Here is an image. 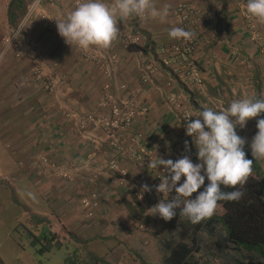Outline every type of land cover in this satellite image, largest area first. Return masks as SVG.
<instances>
[{
    "label": "crops",
    "instance_id": "0c3cea01",
    "mask_svg": "<svg viewBox=\"0 0 264 264\" xmlns=\"http://www.w3.org/2000/svg\"><path fill=\"white\" fill-rule=\"evenodd\" d=\"M8 1L0 0V38L4 32L12 30V33L16 28L19 29L18 40L22 38L21 33L32 41L42 34V22L33 18L37 12L26 14L17 27L9 25ZM107 2L111 5L115 0ZM153 2L160 9L170 6L169 15L163 21L146 15L117 17L121 31L128 33L134 29L147 37L143 49L128 52L115 40L107 49L93 46L86 50L102 59L108 75L82 60L78 51L58 34L41 46H33L31 42L29 48L24 44L28 55H39L44 75L56 84L57 92L53 96L36 89L29 81L26 61L10 59V54L0 60V179L16 191L15 184L19 182L21 194L32 196V211L28 217L37 215L46 223L45 240L65 236L67 243L76 249L82 247L79 242L94 245L87 250L104 257V264H151L155 255L158 258L163 255L164 263L168 245L180 239L181 215L178 208L177 215L165 221L149 212L159 202L133 196L135 192L147 195L143 185L151 188L154 173L162 165L142 168L120 159L119 166L128 173L127 183L124 187L112 185L113 174L108 162L113 159V153L105 138L94 127L88 128L86 133L78 128L79 120L98 113L103 94L107 92L115 100L129 95L134 108H147V113L139 112L127 133L120 134V140L127 143L129 136L136 137V149L148 156L151 163L158 158L167 160L180 150L185 139L184 124L168 103L170 95L186 107L194 120L199 110L214 109L212 101H222L227 107L242 98H264V22L256 20V40L252 41L242 17L237 16L233 0ZM56 3L42 0L41 11L60 19L76 8L71 0ZM183 4L197 14L199 37L193 59L202 76L199 87L186 86L170 76L169 68L167 72L160 66L164 58L159 52L177 43L168 33L180 27L176 10ZM153 61L160 71L149 83L141 85L138 81L141 69L145 63ZM122 85L126 91L121 90ZM63 112H70L73 117L67 119ZM259 119L264 118L261 115ZM256 124L254 118L249 120L248 132L257 133ZM237 134L246 141V154L254 158L245 132ZM197 152L195 148L193 163L200 162ZM255 161L260 167L264 166V159ZM60 173L71 180L59 178ZM92 194H97L98 207L93 218L87 219L81 201ZM140 225L144 226L143 231L138 229ZM31 233L28 234L32 236ZM200 235L207 238L203 231L198 237ZM107 240L116 243L117 248L103 252ZM218 240L214 236L207 244Z\"/></svg>",
    "mask_w": 264,
    "mask_h": 264
},
{
    "label": "clouds",
    "instance_id": "9594fccd",
    "mask_svg": "<svg viewBox=\"0 0 264 264\" xmlns=\"http://www.w3.org/2000/svg\"><path fill=\"white\" fill-rule=\"evenodd\" d=\"M32 3L27 10L29 16L34 13L30 14L29 12ZM169 9L170 6H165L162 9L157 8L153 0H115V3L111 5L107 0H81L74 10L56 20L58 31L51 32L47 30L48 33L58 34L63 37L65 42L73 46L75 50L77 49L74 45L82 50H87L93 46L107 49L118 38L120 32L117 17L128 19L134 16L146 15L152 19L163 21L169 15ZM245 10L248 15L257 21L264 22V0H247ZM41 12L45 14V12ZM131 31L135 35H140L146 42L145 38L147 39V37L144 38L141 34L134 32V29ZM168 35L170 38L177 40H189L194 34L184 28L174 27L170 29ZM149 50L151 51L152 48ZM78 53L81 58L79 51ZM159 53L163 56V61L166 63L167 57L161 52ZM193 56L194 54L192 58ZM32 60H37L38 64L41 62L40 58L31 56L28 61L32 66ZM153 63L156 65L154 61ZM41 73L44 80L53 82L55 87L53 94L43 91L37 83L31 82L32 79L29 81L43 93L51 96L55 95L57 88L53 79L44 75V72ZM63 113L65 115L67 113L71 114L70 112ZM261 114H264V98L256 96L234 100L226 108L220 110L213 108L199 110L195 116L197 119L188 122L185 130L186 135L193 138L195 148L198 149L197 159L200 162L193 163L192 161L195 153L194 147V153L191 158L185 155L176 161L158 158L155 162H152L150 167L158 168V166L162 165L168 175H163L161 183L155 188L157 193L164 195V199L149 209V212L152 215H159L165 221H171L177 215L176 209L179 208L180 215L186 217L191 223L197 224L205 218L211 217L214 211L218 215L223 213V208L218 205V202L239 201L244 195L243 191L237 189L231 192H224L221 190V186L237 188L239 185L243 187L253 171L254 160L246 158L247 154L244 151L246 141L237 134L236 130L237 126L241 129L247 127V122L253 118L255 122L257 121L258 132L253 133L256 135L253 137L251 145H249L251 146L254 159H264V119H259ZM90 127L94 126H89L88 128ZM185 148L190 151L187 141H185ZM114 174L113 178L116 177V174ZM182 179L184 181L180 183ZM206 180L209 182L207 185L205 184ZM178 184L179 186H177ZM201 188H203L202 191H200ZM151 190L148 185H143L144 192H150ZM173 191L177 195L173 199L168 200V195ZM193 193L195 194L193 195ZM140 227L141 230H144L143 225L138 228ZM48 242H51L50 246L55 245L50 239L45 242V246L49 245H46Z\"/></svg>",
    "mask_w": 264,
    "mask_h": 264
},
{
    "label": "built area",
    "instance_id": "2783aa9c",
    "mask_svg": "<svg viewBox=\"0 0 264 264\" xmlns=\"http://www.w3.org/2000/svg\"><path fill=\"white\" fill-rule=\"evenodd\" d=\"M42 0H35L29 8L30 14L33 13L37 8H39V4ZM52 4H57V0H49ZM72 5L76 7L81 0H71ZM235 2V6L237 8V16H241L243 19V25L246 29V32L250 35V39L252 41L256 40L255 32V24L256 19L251 17L244 12L246 7V2L244 0H233ZM41 19L45 22L46 28L55 32L57 30V19H50L44 13L40 12ZM176 16L180 23V27L184 28L187 31H191L194 35L189 40L180 39L177 40V43L173 45V47L169 49H162L160 52L167 57L166 65L169 68H173L181 82H184L191 86H201L202 78L199 71V68L195 64L192 55L194 54V49L198 40V21L196 19L197 14L191 9L188 5L183 4L176 10ZM199 19V18H198ZM19 34V29L13 32L12 36L6 38L4 40L5 52L9 49L14 51L16 57L21 58L24 54V46L17 40V36ZM116 41L122 46L125 51L133 52L141 50L144 47V39L140 35H135L132 31L125 33L120 30L118 38ZM75 48L80 52L81 58L91 63L93 66L100 68L103 70L104 74L108 75V72L104 69V64L101 58L97 55L88 52L86 50H82L74 45ZM32 77L34 83H37L43 91L48 92L49 94H53L55 92V87L52 81L44 80L41 70L38 68V61L32 60ZM158 68L153 62H147L144 64V67L141 69L139 83L147 84L151 81L152 77L158 74ZM122 91H126V87L124 85L121 86ZM168 103L171 106V109L177 115L181 122L184 124V128L186 129V125L188 122L194 120L190 115V112L184 107L180 105L177 98L174 95H170L168 99ZM215 110H220L222 108H226V104L222 101L211 102ZM98 113L89 114L83 119L79 121V130L83 133H86V130L89 126H94L101 134L106 138V143L110 151L113 153V159L109 162V169L115 172L116 177L112 180V185L114 187L125 186L127 183L128 173L125 169L119 166V161L126 160L129 161L134 166H139L142 168L148 167L150 168L151 160L148 156L142 154L140 151L136 149V137L132 135L129 136V141L127 143H122L120 140V134L127 133L135 119V117L141 113H147V108L136 109L130 104L129 95H125L118 100L105 92L99 102L98 105ZM67 118H72V114L67 113ZM237 132L243 131L246 133L248 144L251 145L252 139L256 134L248 132L247 127L241 129L237 126ZM186 132V130H185ZM185 141L188 142V146L190 151L185 148ZM195 143L193 138L185 134V139L181 143L180 150L172 153L167 159H171L176 161L183 156L187 155L190 158L193 156ZM44 162H47L45 159ZM163 175H168L164 167H162L159 171H156L153 176L151 191L144 195L142 192H135L134 197L139 200H150L154 202H160V200L164 199V195L162 193H157L155 188L161 183V177ZM59 178L70 181L71 177L64 175L62 173L57 175ZM185 179V178H184ZM184 179L181 180L180 183H183ZM179 186V184L177 185ZM122 187V188H123ZM195 193H193L194 195ZM177 194L175 191L168 195V198L173 199ZM193 197V196H192ZM183 200V198H182ZM81 205L85 210L86 218L91 219L94 216V211L98 207V197L97 194H92L88 198H85L81 201ZM141 229V227L139 228ZM54 244V243H53Z\"/></svg>",
    "mask_w": 264,
    "mask_h": 264
},
{
    "label": "trees",
    "instance_id": "16d2710c",
    "mask_svg": "<svg viewBox=\"0 0 264 264\" xmlns=\"http://www.w3.org/2000/svg\"><path fill=\"white\" fill-rule=\"evenodd\" d=\"M33 0H10L8 5L7 20L9 25L17 27L26 15L29 5ZM164 71L168 70L165 61L160 62ZM159 68V66H158ZM170 76L180 80L173 68H169ZM160 71V68H159ZM187 86V85H186ZM187 87H184L186 89ZM264 118V114H261ZM248 159H253V171L247 182L237 188L221 186L224 192L237 189L243 191L244 195L239 201H220L218 205L223 208V213H215L197 224L191 223L181 215L179 219V237L177 243H170L167 249V257L164 264H200L195 255L201 251L198 234L203 231L212 239L214 236L219 240L210 241L206 249L210 255L223 257L225 264H264V173L260 165L247 154ZM111 171V170H110ZM113 173V171H111ZM115 175V174H114ZM33 238L35 234L31 233ZM44 238V237H43ZM38 239L41 247L39 251L46 250L44 242L48 240ZM56 240V239H55ZM55 240L51 241L55 244ZM51 242L46 243L50 246ZM56 246V245H55ZM52 246L55 249L60 247ZM80 264H104L105 258L91 253L87 249L74 255ZM1 264V263H0ZM140 264H145L140 262Z\"/></svg>",
    "mask_w": 264,
    "mask_h": 264
},
{
    "label": "rangeland",
    "instance_id": "374dc122",
    "mask_svg": "<svg viewBox=\"0 0 264 264\" xmlns=\"http://www.w3.org/2000/svg\"><path fill=\"white\" fill-rule=\"evenodd\" d=\"M10 1V0H9ZM8 1V2H9ZM37 12L36 16L38 22H42L44 26V30L42 34L35 36L34 40H29L27 35L21 33L20 40H18L23 46L24 44L30 48V43L32 42L33 46L43 45L46 42H49L53 36L57 34L48 33L46 25L44 21L40 17L41 8H37L34 13ZM28 14V11L26 12ZM46 14V13H45ZM32 15V14H31ZM47 16V14H46ZM50 19H58V17ZM31 18V20L33 19ZM26 22V21H25ZM41 24V25H42ZM12 31V30H11ZM4 32L0 38V60L4 58H8L6 55L10 54L11 58L15 61H26L28 64V76L29 80L32 77V65L29 63L28 58L33 56L32 54H27L24 49L23 57L18 58L15 56L14 51L9 49L5 52V45L4 40L12 36L13 32ZM60 36V35H59ZM18 39V36H17ZM31 39V38H30ZM39 58V55H35ZM41 60V59H40ZM30 64V65H29ZM38 68L43 72V67L40 62ZM33 79L31 80V82ZM4 154V153H3ZM264 173V166L261 167ZM5 180L0 179V263L1 264H80L78 263V259L74 260V255L78 252H84L86 249H91L95 247L94 245L87 246L86 244L81 245L82 243L79 242L80 246L79 249H76L73 244L67 243V239L65 236L56 237L55 245H60L55 249H52L47 245L46 250L40 252L39 248L41 247L40 242L38 239L43 238L44 235L47 234L45 229L46 223H44L39 216L33 215L28 217V214L32 211L30 204L32 196L30 195H22L21 190L19 189V182L15 184V189L8 187ZM41 206V205H39ZM42 209V208H41ZM27 214V215H24ZM43 224V225H42ZM139 229V228H138ZM141 230V229H140ZM34 233L36 240L33 236H30L29 232ZM44 231V232H43ZM143 231V230H142ZM200 235L199 237V245L201 251L195 255V259L200 262V264H225L226 259L223 257H216L215 255H210L207 250V242L209 241L210 236ZM209 237V238H208ZM45 244V242H44ZM54 245V246H55ZM55 246V247H56ZM79 246V247H80ZM103 248V247H102ZM117 248V244L112 242L111 240H107L105 243V247L103 248L104 251H109V249ZM134 262H137L134 259ZM151 264H164L163 263V255L158 258L156 255L151 258Z\"/></svg>",
    "mask_w": 264,
    "mask_h": 264
}]
</instances>
